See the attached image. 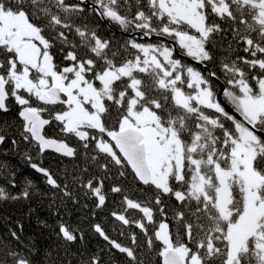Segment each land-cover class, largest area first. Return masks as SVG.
Returning a JSON list of instances; mask_svg holds the SVG:
<instances>
[{
    "label": "snow or ice",
    "instance_id": "snow-or-ice-1",
    "mask_svg": "<svg viewBox=\"0 0 264 264\" xmlns=\"http://www.w3.org/2000/svg\"><path fill=\"white\" fill-rule=\"evenodd\" d=\"M0 115L19 123L0 145H26L53 191L66 254L85 234L61 208L83 198L111 207L116 235L92 229L121 264H264V0H0ZM42 192L0 186V202L30 218ZM4 224L0 264H63Z\"/></svg>",
    "mask_w": 264,
    "mask_h": 264
},
{
    "label": "trees",
    "instance_id": "trees-1",
    "mask_svg": "<svg viewBox=\"0 0 264 264\" xmlns=\"http://www.w3.org/2000/svg\"><path fill=\"white\" fill-rule=\"evenodd\" d=\"M8 125H11V127H8ZM0 130L7 131L10 137L19 138V123L13 116L0 115ZM25 149L26 145L24 144L13 146L10 143H6L0 146V186L8 188L14 194H18L25 181L32 180L43 192L40 195H33L31 206L36 211L30 218L26 216L28 212V204L26 202H0V233H4L6 229L4 224L5 217H10L13 220L19 219L25 224L26 235L36 237L37 246L41 249V260L44 259V252L48 251L52 253V259L61 261L63 264H68L69 261L71 264H78L81 259V253H84L86 257L89 252H97L103 248L105 252L100 254L106 261H109V264H121L119 254L108 255L106 242L96 235L92 229V224L100 222L110 235H116L113 230V219L110 217L111 207L103 211L96 210V215L93 216L91 203L83 198L81 205L72 207L69 204L67 209L61 208V217L68 220L74 227H78L85 234V241L72 246L70 251L67 254L65 253L64 248L61 247L62 241L55 234L58 217L55 215L56 204H53V191L44 183L40 174L36 173L24 160ZM32 154L35 156L34 151ZM43 166L49 167L52 171L61 175L65 166L69 170L72 168L68 161L61 163L58 159L48 154L43 157ZM12 174L15 175L17 184L14 189L8 185L6 180V177ZM55 199L56 203L60 202L59 194L56 195ZM50 204L52 205L51 208L49 207ZM84 204H88V207H84ZM38 219L47 221L52 227H44L37 222Z\"/></svg>",
    "mask_w": 264,
    "mask_h": 264
},
{
    "label": "water",
    "instance_id": "water-1",
    "mask_svg": "<svg viewBox=\"0 0 264 264\" xmlns=\"http://www.w3.org/2000/svg\"><path fill=\"white\" fill-rule=\"evenodd\" d=\"M1 146V145H0Z\"/></svg>",
    "mask_w": 264,
    "mask_h": 264
}]
</instances>
